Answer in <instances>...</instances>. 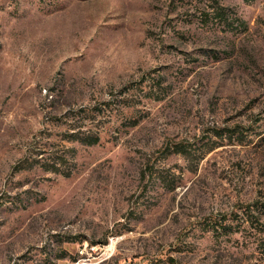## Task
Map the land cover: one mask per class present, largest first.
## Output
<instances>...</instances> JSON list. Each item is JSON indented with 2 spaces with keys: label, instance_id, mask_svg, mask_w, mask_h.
<instances>
[{
  "label": "rangeland",
  "instance_id": "374dc122",
  "mask_svg": "<svg viewBox=\"0 0 264 264\" xmlns=\"http://www.w3.org/2000/svg\"><path fill=\"white\" fill-rule=\"evenodd\" d=\"M219 1L0 0V264H264V0Z\"/></svg>",
  "mask_w": 264,
  "mask_h": 264
},
{
  "label": "trees",
  "instance_id": "16d2710c",
  "mask_svg": "<svg viewBox=\"0 0 264 264\" xmlns=\"http://www.w3.org/2000/svg\"><path fill=\"white\" fill-rule=\"evenodd\" d=\"M215 1V5H213L214 9L216 10V18L218 20H226L228 15L227 9L224 5H222L220 3L219 0H214ZM97 141H99V137L97 135H93V136H89L87 140H85V142L89 143V144H93L96 143Z\"/></svg>",
  "mask_w": 264,
  "mask_h": 264
}]
</instances>
